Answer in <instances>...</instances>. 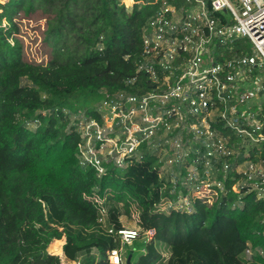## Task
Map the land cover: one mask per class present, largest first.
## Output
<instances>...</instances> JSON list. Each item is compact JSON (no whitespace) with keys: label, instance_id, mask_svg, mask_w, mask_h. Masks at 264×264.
I'll return each instance as SVG.
<instances>
[{"label":"trees","instance_id":"16d2710c","mask_svg":"<svg viewBox=\"0 0 264 264\" xmlns=\"http://www.w3.org/2000/svg\"><path fill=\"white\" fill-rule=\"evenodd\" d=\"M157 9L129 10L123 0L0 3V264H62L49 246L63 238L67 260L112 264L125 229L141 234L130 250L133 264H264L246 255L264 249V201L244 189L236 193L235 173L213 204L196 197L186 209L176 202L187 191L174 190L155 154L103 176L80 164L79 121L70 107L82 95L150 88L137 69ZM24 22L43 25L41 62L26 56ZM242 55H252L248 39L235 40L224 56ZM96 110L86 108L80 118L97 117ZM149 231L154 235L145 243Z\"/></svg>","mask_w":264,"mask_h":264},{"label":"built area","instance_id":"2783aa9c","mask_svg":"<svg viewBox=\"0 0 264 264\" xmlns=\"http://www.w3.org/2000/svg\"><path fill=\"white\" fill-rule=\"evenodd\" d=\"M130 1L129 10L158 6L137 69L151 86L141 94L106 92L97 117L76 118L80 164L103 176L151 153L174 190L187 191L178 208L189 209L196 197L213 204L232 173L238 175L236 193L244 189L264 201V0H238L237 8L230 0ZM237 39L250 41L252 55L224 56ZM118 235L121 248L110 260L126 264L124 251L141 234L125 229ZM153 235L147 232L144 242ZM246 255L264 259V249Z\"/></svg>","mask_w":264,"mask_h":264},{"label":"rangeland","instance_id":"374dc122","mask_svg":"<svg viewBox=\"0 0 264 264\" xmlns=\"http://www.w3.org/2000/svg\"><path fill=\"white\" fill-rule=\"evenodd\" d=\"M230 2L233 4V6L235 8L238 7V0H230ZM131 3L132 2L130 0H126L125 1V4L127 6H130ZM229 18L232 19V16L230 14H229ZM42 26L40 27V29H42ZM21 28H22L21 38H22V41L24 43L26 56L31 61L41 62L44 59V57H43L44 50H43V47H42V30H40L38 25L35 24L34 22H32V23L24 22V23H22V27ZM262 75H264V70L262 72ZM102 99H103V96L100 95V94L86 95V96L82 95V96H80L73 103V105L70 107V111L73 112V114H75L72 117V119L75 120L76 118H79L80 115L84 112V110L86 108H90V107L91 108H96V107H98V105L101 103ZM36 125H37V123H35V124L33 123V124L30 125V127L32 129H35ZM169 206H171V205H169ZM169 206H167V208ZM132 218L134 220L138 219V214L135 211V209L132 212ZM55 243H56V241H54L49 246V251L51 253H54V254L57 253L56 251H53V245ZM130 250L131 249L127 248L126 251H124L123 256H127V255L129 256ZM138 251H140V249ZM138 251H136V252H138ZM137 254L138 253H135V255L133 256V261H135ZM164 255L168 258L169 251L165 250ZM61 257H62V264H70L68 262V260L65 258L63 253H62Z\"/></svg>","mask_w":264,"mask_h":264},{"label":"crops","instance_id":"0c3cea01","mask_svg":"<svg viewBox=\"0 0 264 264\" xmlns=\"http://www.w3.org/2000/svg\"><path fill=\"white\" fill-rule=\"evenodd\" d=\"M57 243H61V244L58 246ZM64 244H65V238H63V239L60 240V241H56V243L53 245V251H56L57 253L54 254V253H51L50 251H49V253L61 257V255H62V253H63V249H62V247H63ZM56 245H57V246H56ZM61 259H62V257H61ZM68 262H69L70 264H73V263H74V262L69 261V260H68Z\"/></svg>","mask_w":264,"mask_h":264},{"label":"water","instance_id":"95a60500","mask_svg":"<svg viewBox=\"0 0 264 264\" xmlns=\"http://www.w3.org/2000/svg\"><path fill=\"white\" fill-rule=\"evenodd\" d=\"M131 258H132V256L130 255V256L128 257V259H127L126 264H131Z\"/></svg>","mask_w":264,"mask_h":264}]
</instances>
